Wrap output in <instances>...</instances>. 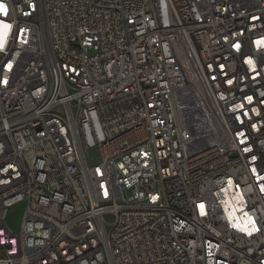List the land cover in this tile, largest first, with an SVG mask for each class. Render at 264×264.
I'll return each mask as SVG.
<instances>
[{"label":"built area","instance_id":"2783aa9c","mask_svg":"<svg viewBox=\"0 0 264 264\" xmlns=\"http://www.w3.org/2000/svg\"><path fill=\"white\" fill-rule=\"evenodd\" d=\"M0 5V264H264V0Z\"/></svg>","mask_w":264,"mask_h":264},{"label":"rangeland","instance_id":"374dc122","mask_svg":"<svg viewBox=\"0 0 264 264\" xmlns=\"http://www.w3.org/2000/svg\"><path fill=\"white\" fill-rule=\"evenodd\" d=\"M99 152L94 149L88 153V161L90 164H97L99 162ZM25 205L23 203L13 206L6 215V223L8 227L14 232H18L21 226V221L24 213Z\"/></svg>","mask_w":264,"mask_h":264},{"label":"snow or ice","instance_id":"6c2138e0","mask_svg":"<svg viewBox=\"0 0 264 264\" xmlns=\"http://www.w3.org/2000/svg\"><path fill=\"white\" fill-rule=\"evenodd\" d=\"M3 8V5H0V9H2Z\"/></svg>","mask_w":264,"mask_h":264}]
</instances>
